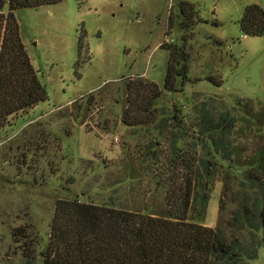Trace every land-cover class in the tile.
I'll list each match as a JSON object with an SVG mask.
<instances>
[{
	"label": "rangeland",
	"instance_id": "374dc122",
	"mask_svg": "<svg viewBox=\"0 0 264 264\" xmlns=\"http://www.w3.org/2000/svg\"><path fill=\"white\" fill-rule=\"evenodd\" d=\"M180 1L60 0L15 10L48 99L0 130V264H42L59 198L165 215L182 187L174 152L200 151L203 104L236 118L239 155L264 145V34L239 27L245 7L264 9V0H187L196 12L190 29L180 27ZM162 43L189 53L181 90L163 88L169 53ZM138 77L162 91L145 121L131 126L123 120L126 109L134 113L126 84ZM142 91L149 97V87ZM226 169L210 175L208 201L191 204L189 218L210 227L230 218L236 203L224 196L219 206ZM232 170L236 189L244 174ZM249 263L264 264L263 246Z\"/></svg>",
	"mask_w": 264,
	"mask_h": 264
},
{
	"label": "trees",
	"instance_id": "16d2710c",
	"mask_svg": "<svg viewBox=\"0 0 264 264\" xmlns=\"http://www.w3.org/2000/svg\"><path fill=\"white\" fill-rule=\"evenodd\" d=\"M59 1L9 0L4 12L5 0H0V130L18 113L48 99L21 40L14 12ZM179 13L180 27L190 29L196 20L192 4L180 1ZM239 27L246 35H263L264 9L257 4L247 5ZM161 47L169 53L163 88L169 92L181 90L190 80L189 53L183 44L162 43ZM207 78L220 83L211 76ZM143 87H149V97L141 93ZM126 90L134 113L131 115L126 109L123 120L131 126L142 124V118L145 121L150 114L149 104L162 89L155 82L138 77L126 84ZM199 112L196 138L200 151L187 150L180 155L174 152L173 161L182 164V187L165 215L87 202L78 197L59 198L48 241L41 251L42 264H250L258 249L264 247V145L242 157L231 135L236 118L226 111L217 113L205 104ZM224 164L227 175L220 211L225 206L224 196H229L236 206L224 224L219 221L218 226H205L187 214L198 198L200 203L208 201V178L217 166ZM232 169L244 174L236 189L229 180L238 176ZM17 230L22 233L23 228ZM29 251V247L24 249L30 257ZM26 263L34 261L27 258Z\"/></svg>",
	"mask_w": 264,
	"mask_h": 264
}]
</instances>
